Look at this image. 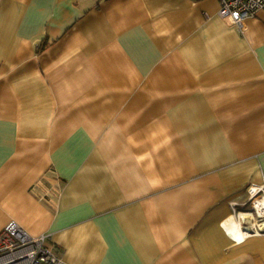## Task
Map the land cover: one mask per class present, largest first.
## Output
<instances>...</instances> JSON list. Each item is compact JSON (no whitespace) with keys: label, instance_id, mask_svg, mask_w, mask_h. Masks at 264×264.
I'll return each instance as SVG.
<instances>
[{"label":"crops","instance_id":"1","mask_svg":"<svg viewBox=\"0 0 264 264\" xmlns=\"http://www.w3.org/2000/svg\"><path fill=\"white\" fill-rule=\"evenodd\" d=\"M0 0V233L67 264H264V9ZM264 196L263 194H261Z\"/></svg>","mask_w":264,"mask_h":264},{"label":"built area","instance_id":"2","mask_svg":"<svg viewBox=\"0 0 264 264\" xmlns=\"http://www.w3.org/2000/svg\"><path fill=\"white\" fill-rule=\"evenodd\" d=\"M263 9L264 0H220L219 15L245 29L247 20ZM262 189L264 186L254 187L250 194L255 196ZM51 241V233L33 236L12 221L0 233V264H67L54 251Z\"/></svg>","mask_w":264,"mask_h":264},{"label":"rangeland","instance_id":"3","mask_svg":"<svg viewBox=\"0 0 264 264\" xmlns=\"http://www.w3.org/2000/svg\"><path fill=\"white\" fill-rule=\"evenodd\" d=\"M263 192L264 189H262L259 194L253 196V201L249 203L250 206L248 210L243 209L242 212L241 210L239 211L238 217L241 228L248 226L250 229H254L261 233L264 232V214L258 210L255 203V201L264 198V196L261 195ZM244 231L248 232L247 230Z\"/></svg>","mask_w":264,"mask_h":264},{"label":"bare ground","instance_id":"4","mask_svg":"<svg viewBox=\"0 0 264 264\" xmlns=\"http://www.w3.org/2000/svg\"><path fill=\"white\" fill-rule=\"evenodd\" d=\"M255 203L258 210L264 214V198L255 201ZM231 221L232 222L229 224V230L235 235V237L237 238L245 237V234L248 232L244 231L235 220H231Z\"/></svg>","mask_w":264,"mask_h":264}]
</instances>
